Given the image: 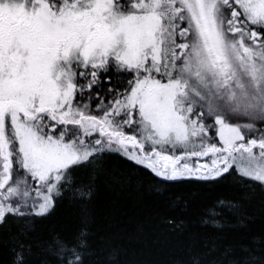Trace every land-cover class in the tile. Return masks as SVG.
<instances>
[{
    "label": "snow or ice",
    "instance_id": "1",
    "mask_svg": "<svg viewBox=\"0 0 264 264\" xmlns=\"http://www.w3.org/2000/svg\"><path fill=\"white\" fill-rule=\"evenodd\" d=\"M257 124L264 0H0V264H129L122 240L94 231L110 153L158 191L231 179L264 204V132L246 135ZM65 200L78 223L49 228ZM239 205L219 198L202 223ZM211 250L184 245L167 264ZM224 255L264 264V233Z\"/></svg>",
    "mask_w": 264,
    "mask_h": 264
},
{
    "label": "trees",
    "instance_id": "2",
    "mask_svg": "<svg viewBox=\"0 0 264 264\" xmlns=\"http://www.w3.org/2000/svg\"><path fill=\"white\" fill-rule=\"evenodd\" d=\"M129 163L118 153L106 154L90 206L94 231L108 240H122V258L129 264H167L178 257L182 246L205 242L212 249L205 257L206 264H228L225 250L248 244L264 233V204L259 192L245 198L231 179L215 188L168 182L166 189L158 191L142 175L146 170L137 171L139 166L129 167ZM219 198L240 201L238 211L225 209L216 222L205 225L203 212ZM78 216L71 201L65 200L57 205L48 227H71L78 223ZM169 220L180 227L174 231Z\"/></svg>",
    "mask_w": 264,
    "mask_h": 264
},
{
    "label": "rangeland",
    "instance_id": "3",
    "mask_svg": "<svg viewBox=\"0 0 264 264\" xmlns=\"http://www.w3.org/2000/svg\"><path fill=\"white\" fill-rule=\"evenodd\" d=\"M262 132H264V125L257 124L256 128H254L250 134L246 133V135H248L249 138H259Z\"/></svg>",
    "mask_w": 264,
    "mask_h": 264
}]
</instances>
